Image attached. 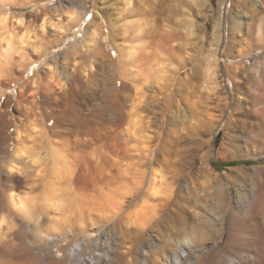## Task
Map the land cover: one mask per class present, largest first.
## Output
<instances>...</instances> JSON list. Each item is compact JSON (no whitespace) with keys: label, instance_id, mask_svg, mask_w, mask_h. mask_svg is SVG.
I'll list each match as a JSON object with an SVG mask.
<instances>
[{"label":"rangeland","instance_id":"obj_1","mask_svg":"<svg viewBox=\"0 0 264 264\" xmlns=\"http://www.w3.org/2000/svg\"><path fill=\"white\" fill-rule=\"evenodd\" d=\"M0 40V194L33 209L22 249L62 264L238 254L225 246L250 238L248 217L205 228L264 194V123L241 97L264 110V0H0Z\"/></svg>","mask_w":264,"mask_h":264},{"label":"bare ground","instance_id":"obj_2","mask_svg":"<svg viewBox=\"0 0 264 264\" xmlns=\"http://www.w3.org/2000/svg\"><path fill=\"white\" fill-rule=\"evenodd\" d=\"M87 15H85L83 18L79 20L78 22L79 29L82 28L83 26L87 27L92 23L94 19V15H91L89 18H87ZM5 20H7L6 16L2 19V21ZM0 41L2 42V40ZM3 41L5 42V46L3 47L2 50L3 53L6 54L9 52V50H12L10 49L12 46V42L11 39L6 38L5 36ZM33 71L34 68L30 69L28 75L30 73L33 74ZM24 86L21 87L24 88ZM262 112H264V110ZM12 132H16L15 136L17 138L19 134L18 131L16 129H13ZM10 167H11L9 172L10 178L12 177L11 178L12 180L18 182L19 179L16 178L15 175H20V176L24 175L23 170H21L17 165H12ZM1 176H2V172H0V178ZM153 179L155 183L152 192L153 195H155L157 189L156 180L158 179L155 173L153 175ZM259 184H261L262 186L264 185V178L259 180ZM24 198L25 197H22L21 195L15 193L14 191L10 192V194L8 195L0 194V264H62L56 260H48V257H43L41 254L36 253L35 250H33L32 248L25 250L22 249V244H23L22 233L25 228V224L27 223L26 220L31 219V217L33 218V209L32 207H28L29 204L27 203L28 199L25 200ZM4 201H7L6 208H2L3 207L2 203H4ZM230 214L237 217H240L239 215H241L243 216V218L244 217L249 218L248 224H250V229H251L250 238L248 239L249 240L248 241L240 236H233L231 234L233 237L231 236L228 238L225 248L237 252L238 254L234 256V258H230L225 262L223 260H220L219 258L215 262V264H264V194L261 195L260 193V195L254 196V199H252L251 202L248 203V208L246 210H242L241 212L239 211L238 213L234 212L231 208L223 207L217 218L212 219L206 223V228H205L207 232L206 235L209 238L210 237L216 239L221 238L222 231L217 230L218 228L216 229L217 231L214 230V227H217L215 222L216 221L223 222L226 216L229 217ZM235 220L236 219H234V222ZM237 221H239V219ZM204 230H202V234ZM201 238L203 240L205 239L203 238V236ZM187 257H188L187 253L185 252V250H183L179 256L177 255L175 256L174 258L175 264H177L178 261H180V259L187 260ZM207 258L208 257L206 254H200L198 256L199 261H197L196 263L197 264L200 262L203 263V261Z\"/></svg>","mask_w":264,"mask_h":264},{"label":"clouds","instance_id":"obj_3","mask_svg":"<svg viewBox=\"0 0 264 264\" xmlns=\"http://www.w3.org/2000/svg\"><path fill=\"white\" fill-rule=\"evenodd\" d=\"M253 40H256L255 34H253ZM246 92L241 94V97H243L244 101V107L242 111H247L248 115L245 117V119L251 120L253 122H260L264 123V112L258 113L253 107V103L255 102L254 96L252 92H250L247 88Z\"/></svg>","mask_w":264,"mask_h":264}]
</instances>
